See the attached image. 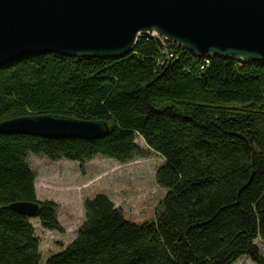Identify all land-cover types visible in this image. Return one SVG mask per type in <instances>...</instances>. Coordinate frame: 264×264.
Here are the masks:
<instances>
[{"label": "trees", "instance_id": "trees-1", "mask_svg": "<svg viewBox=\"0 0 264 264\" xmlns=\"http://www.w3.org/2000/svg\"><path fill=\"white\" fill-rule=\"evenodd\" d=\"M151 37L118 60L29 56L0 69V122L46 114L103 120L101 140L0 136V264H42L28 217L62 234L54 202H37L27 155L83 166L142 156L138 135L163 164L153 220L134 223L104 195L86 199L75 239L45 264H264V65L207 64ZM168 50V51H167Z\"/></svg>", "mask_w": 264, "mask_h": 264}, {"label": "water", "instance_id": "water-1", "mask_svg": "<svg viewBox=\"0 0 264 264\" xmlns=\"http://www.w3.org/2000/svg\"><path fill=\"white\" fill-rule=\"evenodd\" d=\"M137 16L145 22H133ZM112 20L122 24L119 29L130 21L129 25L133 26L125 28H130L131 33L122 39L119 33L112 36L115 24L111 27L104 24ZM0 22L5 52H12L2 55L0 69L26 56L43 54L116 59L134 50L139 34H157L198 58L264 65V0H0ZM59 24L65 25L56 31ZM107 26L112 30L110 34L105 32ZM96 35L101 36L92 47L99 48L97 52L79 54L77 48L69 46L70 42L79 44ZM61 123L65 126L63 131H53L50 127ZM108 134L102 121H81L52 114L0 122V136L101 140ZM9 209L27 217H34L38 210L35 204L23 202L12 203Z\"/></svg>", "mask_w": 264, "mask_h": 264}, {"label": "rangeland", "instance_id": "rangeland-1", "mask_svg": "<svg viewBox=\"0 0 264 264\" xmlns=\"http://www.w3.org/2000/svg\"><path fill=\"white\" fill-rule=\"evenodd\" d=\"M64 25L59 24L55 30H62ZM162 44L164 52L167 42ZM201 59L208 63L209 58ZM135 145L142 156L126 164L97 157L81 166L67 160L50 162L41 156L27 155L28 164L35 173L36 201L57 204V220L63 229L62 234L51 232L42 229L38 220L33 218L29 221L40 241L38 252L42 264L48 257L61 253L75 239L84 220L83 203L86 199L104 195L121 209L126 220L134 223L154 219L165 195L155 180L163 159L148 149L138 135L135 136ZM255 245L264 256V242L255 240ZM234 264L254 263L247 257H241Z\"/></svg>", "mask_w": 264, "mask_h": 264}, {"label": "bare ground", "instance_id": "bare-ground-1", "mask_svg": "<svg viewBox=\"0 0 264 264\" xmlns=\"http://www.w3.org/2000/svg\"><path fill=\"white\" fill-rule=\"evenodd\" d=\"M140 16V15H139ZM139 16H137V18L135 17V18H133V22H135L136 20H137V23L138 24H140V23H144L145 21H141L138 17ZM207 18V17H206ZM203 21H206L205 20V18H203ZM1 23V22H0ZM136 23V22H135ZM103 24V23H102ZM104 24H109V26L111 27V24L113 25V24H115L114 26H113V29H114V34L112 35V36H114L115 34H117V33H119L118 35H119V37L122 39V38H124V36L126 35V36H128L130 33H131V29L130 28H125V27H129V26H133V25H129V24H131V22L130 21H126L125 22V27H121V29H119V26H121L122 24H119V22H117V21H115V20H112V21H110V22H107V23H104ZM109 26H107V28L105 29V32L106 33H109L110 34V32H112V30L110 31V29L111 28H109ZM180 30V29H179ZM97 34H98V32H97ZM142 36H147V37H151V38H153L154 40H156L158 43H159V45H160V47H161V50L163 49V41L164 42H167V43H170V44H172V45H175V46H177V47H179V48H181V49H183V50H185L186 52H188L189 54H191L189 51H187L186 49H184L183 47H181V46H179L178 44H176V43H174L173 41H169L168 39H163V38H161V37H159L157 34H153V35H143V34H139L138 35V37H137V39H136V43H137V41H138V39L140 38V37H142ZM99 39V38H101V36H99V35H96V36H93V37H87V38H85V39H83V40H81V41H79V44L78 43H69V46L71 47V48H73L74 50H75V48H77L78 49V53L79 54H81V53H88L87 51H95V52H97L98 50H99V48H97V47H94V48H92L93 46H94V41H95V39ZM74 42H77L78 40H73ZM123 40H121V42H122ZM120 42V43H121ZM80 43H82V44H84L85 46H82ZM136 43H135V45H136ZM0 46H1V48H0V62L1 61H3L4 60V56H3V59L1 58L2 57V55H4L6 52H5V37L4 38H0ZM69 47V48H70ZM81 47H84V48H81ZM9 48V47H8ZM134 48H135V46H134ZM10 49V48H9ZM63 49H66V47L65 48H63ZM134 51V50H133ZM133 51H131V52H129V53H127L126 55H124V56H121V57H119V58H116V59H110V60H118V59H120V58H123V57H125V56H127V55H129L130 53H132ZM104 52V51H103ZM105 52H107V50H105ZM110 52V51H109ZM10 53H12V52H9V53H6L7 55H9ZM73 53H76V54H78L77 52H73ZM44 55H49V54H43V55H40V56H44ZM55 55H57V54H55ZM191 55H193V54H191ZM11 56V55H10ZM194 56V55H193ZM65 57V56H64ZM196 57V56H195ZM68 58H72V57H68ZM74 58H83V57H74ZM198 58V57H197ZM206 58H208V57H206ZM22 59V58H21ZM83 59H91V58H83ZM93 59H104V58H93ZM201 59V58H200ZM104 60H106V59H104ZM17 61V60H16ZM15 62V61H14ZM237 62V61H236ZM12 63V62H11ZM238 63H241V64H244V63H242V62H238ZM9 64V63H8ZM7 65V64H6ZM3 68V67H2ZM53 115V114H52ZM42 116V115H41ZM60 116V115H59ZM34 117H37V116H34ZM66 117V116H65ZM76 119V118H75ZM77 120H80V119H77ZM81 121H102V122H104L105 124H106V126H107V128H108V130H109V126L107 125V123L105 122V121H103V120H81ZM3 122V121H2ZM48 127V126H47ZM51 129L53 130V131H63V130H65V126L61 123V124H59V125H56V124H52L51 126ZM95 127V126H94ZM89 128V127H88ZM49 131V130H48ZM92 131V130H91ZM93 131H95V130H93ZM97 131V130H96ZM40 138V137H39ZM23 203H29V202H23ZM31 204H35V203H31ZM36 206H37V208H38V210H37V213H36V215L34 216V217H28L29 219H33V218H35L36 216H37V214H38V211H39V207H38V205L37 204H35ZM8 208H9V206H8ZM11 210V209H10ZM27 217V216H26Z\"/></svg>", "mask_w": 264, "mask_h": 264}]
</instances>
